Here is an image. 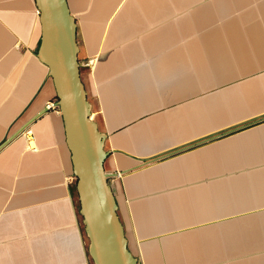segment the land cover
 I'll use <instances>...</instances> for the list:
<instances>
[{"label": "crops", "instance_id": "crops-1", "mask_svg": "<svg viewBox=\"0 0 264 264\" xmlns=\"http://www.w3.org/2000/svg\"><path fill=\"white\" fill-rule=\"evenodd\" d=\"M66 1L137 264H264V0ZM39 24L0 0V264H93Z\"/></svg>", "mask_w": 264, "mask_h": 264}, {"label": "water", "instance_id": "water-1", "mask_svg": "<svg viewBox=\"0 0 264 264\" xmlns=\"http://www.w3.org/2000/svg\"><path fill=\"white\" fill-rule=\"evenodd\" d=\"M35 1L40 23L37 55L48 68L63 118L87 251L93 264H137L117 214L109 173L104 169L109 153L104 148L106 134L92 116L81 79L75 16L66 0Z\"/></svg>", "mask_w": 264, "mask_h": 264}, {"label": "built area", "instance_id": "built-area-1", "mask_svg": "<svg viewBox=\"0 0 264 264\" xmlns=\"http://www.w3.org/2000/svg\"><path fill=\"white\" fill-rule=\"evenodd\" d=\"M81 63H83V64H91L92 63V58H86V59H84Z\"/></svg>", "mask_w": 264, "mask_h": 264}]
</instances>
